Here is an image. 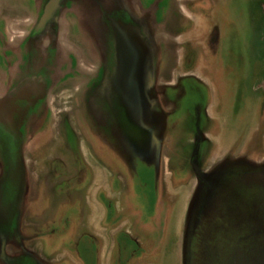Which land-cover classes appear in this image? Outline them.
<instances>
[{"label":"rangeland","instance_id":"rangeland-1","mask_svg":"<svg viewBox=\"0 0 264 264\" xmlns=\"http://www.w3.org/2000/svg\"><path fill=\"white\" fill-rule=\"evenodd\" d=\"M20 1L0 0L1 41L7 40L9 25L11 28L18 20L13 14L9 17L13 9L16 7V15L28 14L26 7L18 9L19 5L24 6ZM188 3L189 7L195 6ZM198 6L202 7L201 14L203 21H206V25H200L202 30H207L204 36H200L201 42H205V51L201 47L196 51L192 49L188 35L185 43L179 47L188 50L189 56H194V66L206 56L204 64H200L204 71L207 69L204 78L206 86L200 88L206 123L200 120V111L189 98L182 100L179 110L168 114L162 113L156 100V121L149 129L142 128L143 133L136 132L135 126L131 132L135 162L131 171L135 181L134 190L136 194L145 196L148 221L157 212L159 151L165 145L163 170L166 180L162 186L159 210V223L162 226L159 227L162 229H158L157 235L162 247L155 256L148 253L145 263L264 264V0H199ZM24 25L13 30L19 28L24 31ZM76 29L74 35H65L67 39L72 37V44L65 39L71 48L65 52L75 60L68 74L70 80L67 82L71 86L61 84L58 89L52 90L53 109L50 117L44 124H39L40 132H33L32 140L24 144L25 155L31 159L38 152L33 151V143L40 142L42 138H46V141L38 154L48 155L50 146L47 145H51L50 135H54V132L48 131L47 125L57 126L66 118L64 113L79 108L77 95L82 92L84 79L89 78L95 69V55L92 52L83 55L74 46H83L87 50V43L79 39L80 32ZM166 30L174 35L180 33L174 26ZM211 31L214 42L219 39L214 48L209 45L208 35ZM81 37L85 36L82 34ZM207 49L209 52L206 54ZM4 52L5 47L0 44V90L5 80ZM188 84L195 87L193 79ZM87 117L89 129H94L92 118L89 114ZM76 122L83 125L79 117ZM201 132H204L205 141L200 140ZM13 137V131L0 122V158H5L6 148ZM99 137L105 147L116 149L113 140L104 135ZM195 144H198L196 149L200 151L201 167L209 173L224 163L244 162L258 168L246 172L245 176L232 174L234 168L231 171L226 169V185L218 197V210L197 224V232L191 239L192 252L187 260L191 209L201 184L193 172L197 163L192 159ZM102 158L106 160L104 156ZM130 160H127V164L132 167L133 160ZM176 168H182V171L175 172ZM11 178L12 184L19 190L26 188L22 174L17 173V178L13 174Z\"/></svg>","mask_w":264,"mask_h":264},{"label":"crops","instance_id":"crops-1","mask_svg":"<svg viewBox=\"0 0 264 264\" xmlns=\"http://www.w3.org/2000/svg\"><path fill=\"white\" fill-rule=\"evenodd\" d=\"M198 1L126 0L130 8L149 22L151 41L142 36L155 57L154 93L156 78L160 93L164 89L177 88L186 79L206 86L207 69L201 68L206 56L194 66V56L179 47L188 35L192 49L196 51L201 47L205 51V42H201L200 36L207 30H202L200 25L206 21H203ZM188 2L195 6L189 7ZM169 26L180 33L168 32ZM133 29L142 34L139 28ZM212 31L208 38L209 45L214 48L219 39L214 42ZM206 51L207 54L209 51ZM160 101L163 106H172L165 97ZM4 104L0 97V122L7 126L15 116L3 109ZM79 110L66 113L71 119L69 126L62 128L59 123L49 127L48 131L54 135H50L51 145L45 144L50 146L48 155L38 154L44 148L42 142L33 143V151L38 152L32 159L24 152L21 168L27 190L22 200L17 201L22 214L17 215L16 220L20 234L26 239V250L43 264H146L147 254L155 256L162 247L157 235L158 229H162L159 210L166 180L165 147L160 155L157 212L148 221L145 196L136 194L135 181L123 161L124 155L121 158L119 153L92 136ZM128 111L127 108V118L133 120ZM78 117L83 125L76 122ZM173 137L176 139L175 135ZM3 161L0 158V178L5 173ZM179 170L182 168L174 169L175 172Z\"/></svg>","mask_w":264,"mask_h":264},{"label":"flooded vegetation","instance_id":"flooded-vegetation-1","mask_svg":"<svg viewBox=\"0 0 264 264\" xmlns=\"http://www.w3.org/2000/svg\"><path fill=\"white\" fill-rule=\"evenodd\" d=\"M20 2H23L24 6L19 5L18 9L22 10L26 7L27 11L25 12L28 14L16 15L15 7L9 17L13 14L18 17V20L15 21L12 29L9 25L8 32L10 34L7 40L4 42L0 39V44L5 47L2 56L5 80L3 89L0 90V97L5 103L3 109L15 116L14 120L9 121V125H7L13 131L14 137L6 148L3 161L5 173L0 178V263L43 264L26 250V239L20 234L16 220L17 215L22 214L20 207H17L16 204L17 201L22 200L26 193L27 184L25 183L24 190H19L10 179L13 174L16 178L17 173L22 174L24 144L32 140L33 132H35L34 134L37 131L40 132L39 124L41 125L42 122L44 124L52 113V90L58 89L61 84H65L67 87L71 86V83L67 82L70 80L68 74L71 73L72 63L75 60L71 54L65 52L68 49L71 50L65 42L67 39L65 35L66 33L69 36L74 35L77 25L76 31L80 32L79 39H83V43H87V50L83 46L82 48L75 44L74 46L83 55L91 52L95 55L96 66L92 71L93 74L84 79L82 92L77 95L79 97L77 100L79 112L85 117L88 127L87 114L92 118L95 127L89 129L92 136L102 143L99 135L113 140L114 147L118 149L117 152H120L121 158L124 155L123 161L128 163L127 160L130 158L133 160L131 149L133 126L136 128V132L143 133V129L133 120H129L125 112L127 108L123 104L125 92L119 78L115 28L120 24L139 28L142 35L149 41H151V31L147 19H143L130 8L126 0H22ZM79 17L82 18L78 19ZM23 23L26 26L24 31L19 28L13 30ZM82 34L85 37H81ZM70 38L72 39V37H68L67 42L72 44ZM156 75L158 76V72ZM189 81L191 79H186L180 82L177 88L164 89L160 93L156 78L154 96L158 106L163 114H168L171 111L176 112L182 107L180 105L182 100L189 98L200 111V120L206 123V112L203 109L200 89L204 86L193 80L195 87H190ZM161 97H165L172 106H163L160 101ZM67 112L69 113V111ZM64 115L66 116V113ZM68 120L69 118L66 117L60 123L62 128L69 126ZM47 126L51 127V125ZM66 134V139L71 143L72 140L68 137V133ZM199 137L200 140H206L204 132H201ZM45 141L46 138L40 140L42 143ZM197 146L198 144H195L193 148L192 159L194 163L197 162L194 165H197L204 176L200 178L193 170L201 184L191 209L189 236L187 237V260L192 252L191 239L197 232V220L202 203L206 199L209 200L210 195H212V201H219L218 197L225 188L218 187V184L225 179L226 169L231 171V168H234L235 171L232 174L237 173L245 176L246 172H253L258 168V166L244 162L224 163L209 173L201 167L200 151L196 149ZM162 148L159 151V165ZM132 163V167L126 164L129 167V172L134 170V160ZM22 177L24 176L22 175Z\"/></svg>","mask_w":264,"mask_h":264},{"label":"water","instance_id":"water-1","mask_svg":"<svg viewBox=\"0 0 264 264\" xmlns=\"http://www.w3.org/2000/svg\"><path fill=\"white\" fill-rule=\"evenodd\" d=\"M116 49L120 79L125 91V102L128 112L133 121L141 128L149 129L156 121L157 115L154 110V53L139 30L125 25L115 28ZM3 121V120H1ZM196 174L202 178V173L197 165L194 166ZM226 178L218 187L225 188ZM203 201L197 224L199 225L206 216H211L218 210L220 201ZM238 264V263H237Z\"/></svg>","mask_w":264,"mask_h":264},{"label":"bare ground","instance_id":"bare-ground-1","mask_svg":"<svg viewBox=\"0 0 264 264\" xmlns=\"http://www.w3.org/2000/svg\"><path fill=\"white\" fill-rule=\"evenodd\" d=\"M12 58H13V57H12ZM11 60H12V59H11ZM13 61H14V60H13ZM13 61H12V62H13Z\"/></svg>","mask_w":264,"mask_h":264}]
</instances>
